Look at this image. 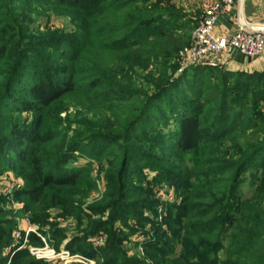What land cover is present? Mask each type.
I'll list each match as a JSON object with an SVG mask.
<instances>
[{
    "label": "trees",
    "instance_id": "1",
    "mask_svg": "<svg viewBox=\"0 0 264 264\" xmlns=\"http://www.w3.org/2000/svg\"><path fill=\"white\" fill-rule=\"evenodd\" d=\"M17 1L42 5L43 0H0L4 79L0 110L29 114L30 120L6 126L0 118V129L5 130L0 134V153L31 173L30 189L13 194L16 200L38 205L36 216L25 204L24 213L31 221L41 223L51 209L70 214L65 208L69 197L49 194V189H73L83 172H43L39 150L49 141L47 113L64 102L93 115L106 105L124 104L110 118L114 128L103 135L113 143L106 148L109 152L98 144L90 148L100 155L113 149L117 153L113 180L124 181L93 213H102L112 203L116 206L122 193L126 197L117 202L119 210L109 222L90 223L85 231L106 232V247L99 252L104 262L144 263L126 257L121 247L125 237L115 233L111 223L136 219V210L144 208L137 198L145 197V191L131 186L147 179L143 170L167 182L171 175L158 157L163 163L185 157L190 168L183 169L187 182L180 211L166 225L168 233L141 245L146 258L153 264H264V70L247 73L192 66L178 73L179 52L188 44L195 24L186 22L170 0H76L77 6H92V13L81 27L83 34L75 36L70 47L51 34L24 36L28 26L19 22L14 10ZM162 19L191 25L177 30L156 26ZM44 54L57 65L48 64ZM241 58L230 59L239 63ZM74 146V151L80 147L70 144ZM178 161L173 163L182 164ZM191 178L196 181L190 183ZM242 178L248 183L247 194L241 189ZM12 231L13 227L0 229V264L5 262L1 251L10 244ZM163 238L166 251L160 244ZM175 247L179 254L169 255ZM13 264L45 263L24 250L15 255Z\"/></svg>",
    "mask_w": 264,
    "mask_h": 264
},
{
    "label": "rangeland",
    "instance_id": "2",
    "mask_svg": "<svg viewBox=\"0 0 264 264\" xmlns=\"http://www.w3.org/2000/svg\"><path fill=\"white\" fill-rule=\"evenodd\" d=\"M97 1L100 2L101 0ZM170 2L172 6H175L179 15L186 19V22L189 21L195 24V27L197 26L201 15V1L170 0ZM41 3L42 5H38L37 3H29L27 5L17 1L15 5L17 9L14 10L18 12L19 22L21 26H28L25 27L24 36H30L31 32L41 35L51 34L56 38L69 42L70 45L68 47H70L74 37L83 34L81 27L90 21L92 6H89V4L82 7L77 6L76 0H43ZM0 14H2L1 10ZM180 25H185V22L182 23L180 20L168 22L162 19L157 22L156 26L177 30ZM190 25L186 24L185 28ZM191 34L188 35V39H190ZM43 59L50 65H57V62L52 57L50 58L49 55L44 54ZM247 61L249 60L247 59ZM207 62L212 64L211 67L232 70L230 66L232 64L226 55H218ZM154 68L152 67V72H154ZM183 70L185 69L180 68L178 73H181ZM3 80L0 75V88ZM20 84L22 86L23 83ZM15 87H18V85H15ZM123 105H106L104 110H99L100 108L96 109L94 111L96 115H93V113H86L85 110L75 106L74 103L64 102L58 103L45 117V133L49 136V141L39 150L45 168L43 172L53 174L63 169L70 173L79 170L83 171L78 178L75 188L64 189L54 187L49 189V194L61 192V195L65 194L64 196L69 197L71 201H67L68 203L65 208L68 212H71L70 214H66L59 209H51L44 213L46 217L41 223L32 222L29 213H24L25 204H28L29 209H33L32 211L37 210L38 205L23 202V199L16 200L13 198L15 192H24L30 189V186L33 184L30 178L31 173L27 170V166L12 163L10 156L0 153V229L7 230V228L13 227V230H15L24 218H28L32 224L46 232L49 243L52 242V237H54L57 240L54 246H60L66 240L62 234L74 236L82 231H86L87 227H90V223L102 221L105 224L111 220L112 213L119 210V208L117 209V206H119L117 202L126 198L123 196V193L118 195L119 199L116 201V206H114L115 203H112V200L110 203L113 205H110L102 213H93V210L103 206V201L107 200V195L110 192H115L116 185L124 183V181L119 183L120 181L113 180V177L116 176L117 167L112 165V162L116 159L117 153L112 149L111 153L100 155V152H91L90 148L98 144L106 146L103 148L106 152H109L110 149L106 148L113 143L103 137V135L106 130L114 128L112 125L113 119L110 118L113 114L122 110L120 106ZM0 112V118H2L3 122L5 121L4 124L6 126H13L18 120H26L27 122L30 120L29 114H6V111L3 109ZM1 128L3 129L4 127ZM2 129H0V134L5 132ZM70 144L80 145V147L74 151L75 146L70 147ZM156 146L160 145L157 144ZM157 152L158 149H155V154ZM161 154L162 157L167 156L165 152H161ZM179 159L182 164L173 163ZM157 160L161 162L159 164L165 166L171 178L167 182H160L154 178L155 173L143 170L142 176L144 177L145 175L147 179L133 182L131 186L134 188L140 186L141 189L136 188V190L145 191V197L137 198L144 208L140 209L141 206L138 209L136 208V212H138L136 219L127 218L125 222L114 221L111 223L112 230L114 228L115 233L125 237L121 245L123 252L132 253L135 251L136 255L134 258L144 261L143 264L153 263L146 258L144 252H142L143 257L141 256L138 248L140 244L137 246L138 242L142 244L154 241L157 239V236L160 237L166 231L168 233L166 225L172 223L175 219L174 217L180 211L179 208L183 200L182 194L186 188V183L184 182H187L185 180L187 175L183 172V169L190 168L188 158L185 157L182 159L179 157L175 159L170 158L164 161V163L160 157ZM110 176L112 179H110ZM195 181L196 178L189 180L190 183H194ZM247 184L246 180L242 178L241 189L244 194H247ZM123 203L124 201L121 203V206H123ZM36 210L34 213L36 216H39V212ZM77 215H81L82 218L80 220L77 219ZM103 232L100 230L96 234L102 233L105 236ZM128 238H130V242ZM164 240L163 238L160 244L161 246L163 245L162 248L166 251L163 244ZM127 242L129 244L132 242L130 248L125 245ZM168 254L172 256L178 255L179 248L175 247L171 251H168Z\"/></svg>",
    "mask_w": 264,
    "mask_h": 264
},
{
    "label": "built area",
    "instance_id": "3",
    "mask_svg": "<svg viewBox=\"0 0 264 264\" xmlns=\"http://www.w3.org/2000/svg\"><path fill=\"white\" fill-rule=\"evenodd\" d=\"M239 0H203L201 15L194 28L188 44L179 52L178 63L181 69L192 66L211 67L207 61L218 55L240 56L248 60H255L264 55V34L252 32L239 26L237 31L229 37H218L214 33L217 19L230 14L238 7ZM104 235L98 233L92 236L94 247L100 246ZM68 241H64L57 248L49 243L46 232L24 218L12 231V240L1 251L4 264H11L14 256L27 251L29 256L45 264H94L79 255H73L67 250ZM53 246V247H52ZM143 257L141 245L138 247Z\"/></svg>",
    "mask_w": 264,
    "mask_h": 264
},
{
    "label": "crops",
    "instance_id": "4",
    "mask_svg": "<svg viewBox=\"0 0 264 264\" xmlns=\"http://www.w3.org/2000/svg\"><path fill=\"white\" fill-rule=\"evenodd\" d=\"M196 1L202 2L203 0H196ZM243 13H244L245 21L247 23L264 26V0H245ZM237 17H238V7L234 9L230 14L220 16L215 24V28H214L215 35L218 37H229L233 35L239 28ZM228 60L232 64L230 66L232 68L231 71L233 72L250 73V72H261L264 70V55L256 58L255 60H249V61H247V59L245 58H241V61L239 63L232 61L230 58H228ZM113 230L115 231L114 228ZM96 233L87 235L85 231L84 232L82 231L74 236H70L71 234L70 235L62 234V235L64 239L68 241L67 243L68 245L66 247L67 248L69 247L67 250L69 249L72 250V252L69 250L71 254L82 256L88 260H91L94 264H106L104 262V259L101 256H99V252L105 249L106 247L107 234L106 232H103L105 234L103 243L100 246L94 247L91 243V238ZM128 240L130 242V238H128ZM56 241L57 240L54 237H52V242L50 243L54 246L56 245L55 244ZM79 244H83V246H79ZM139 244L142 245L143 243L141 244V242H138L137 246H139ZM125 245H127L130 248L132 246V242L131 244L127 242L125 243ZM125 255L127 258L131 259L134 258L136 254L135 251H133L132 253L131 252L125 253ZM11 264H13V260Z\"/></svg>",
    "mask_w": 264,
    "mask_h": 264
},
{
    "label": "water",
    "instance_id": "5",
    "mask_svg": "<svg viewBox=\"0 0 264 264\" xmlns=\"http://www.w3.org/2000/svg\"><path fill=\"white\" fill-rule=\"evenodd\" d=\"M244 2L245 0L238 1V17H237L238 25L243 29L264 34V26L249 24L245 21L244 13H243Z\"/></svg>",
    "mask_w": 264,
    "mask_h": 264
}]
</instances>
